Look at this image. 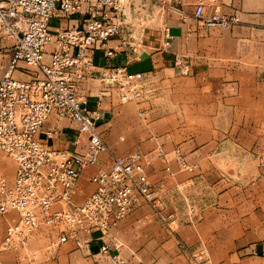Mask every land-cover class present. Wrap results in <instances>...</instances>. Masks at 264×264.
<instances>
[{
    "label": "crops",
    "instance_id": "crops-1",
    "mask_svg": "<svg viewBox=\"0 0 264 264\" xmlns=\"http://www.w3.org/2000/svg\"><path fill=\"white\" fill-rule=\"evenodd\" d=\"M220 10L236 14L239 22L225 30L202 28L194 20L182 23L172 11L165 24L168 47L159 27L143 33L134 46L110 40L111 57L103 50L94 54L95 71L105 66L142 71L145 87L157 91L149 110V101L121 103L113 93L101 94L94 78L87 80L89 103H98L99 130L109 149L116 155L152 151L162 137L165 152L179 147L189 163L198 164L193 172L163 159L148 167L164 201V219L143 205L111 230L126 264H264V0H221ZM52 18L58 25L51 29L81 22L79 14ZM128 113H153L152 125L138 128ZM54 125L51 117L45 128ZM74 127L61 120L50 144L70 147ZM167 164L173 174L165 171ZM95 169L81 172V186ZM98 234L91 233V251L101 243ZM33 246L40 264H109L71 244L61 245L51 258L44 242ZM7 258L5 264H17Z\"/></svg>",
    "mask_w": 264,
    "mask_h": 264
},
{
    "label": "built area",
    "instance_id": "built-area-1",
    "mask_svg": "<svg viewBox=\"0 0 264 264\" xmlns=\"http://www.w3.org/2000/svg\"><path fill=\"white\" fill-rule=\"evenodd\" d=\"M220 2L172 0L170 8L182 23L194 20L202 28L229 29L239 18L220 10ZM57 13L64 18L79 14L81 22L51 29L49 19ZM123 19L121 0H0V38L9 43L0 73V151L13 162L10 178L0 168V217L17 214L0 241V264H5L3 252L13 253L17 264H40L33 246L40 240L48 258L61 245L71 244L85 256L126 264L122 243L112 238L111 230L143 205L164 219L163 203L145 169L150 154L174 161L178 170L198 168L179 147L167 153L158 142L151 153L135 149L116 155L104 140L98 103H89L88 79H98L101 94L114 93L121 103L147 99L142 71L93 69L96 51L111 57L114 48L108 42L118 38L124 43ZM162 36L168 47V25ZM51 117L55 125L45 128ZM61 120L75 125L70 147L50 144ZM90 167L96 169L87 175L91 188L86 193L79 179ZM164 169L174 173L169 164ZM94 231L101 243L91 251Z\"/></svg>",
    "mask_w": 264,
    "mask_h": 264
},
{
    "label": "rangeland",
    "instance_id": "rangeland-1",
    "mask_svg": "<svg viewBox=\"0 0 264 264\" xmlns=\"http://www.w3.org/2000/svg\"><path fill=\"white\" fill-rule=\"evenodd\" d=\"M121 1H122V10L124 16L123 19L124 43H122L123 41H121L120 45L123 44L129 45V43H131L132 46H134L135 43L139 42V39L140 37H142L143 33H147L149 31L151 32L157 31V28L164 27V25L168 23V21L171 19L172 10L170 7L172 0H121ZM48 24L49 26L58 25L56 19L54 18H52L48 22ZM8 44L9 43L5 39L0 38V73L4 70V67L8 60L9 53L5 51V47ZM95 80L97 81V83H99L98 79ZM145 89L148 91H146L147 99L144 100L149 101L153 99L157 91L156 90L154 91L153 87H148V86L145 87ZM151 104L152 103L149 101V103H146L145 106L149 105L148 109L151 110L152 109ZM128 114L132 116L133 118V119L131 118L133 120L132 123H134V125L138 128L143 127L145 129H149L146 127L148 126L150 127L152 125L153 113H128ZM143 138L145 140L146 137L144 136ZM164 141L165 139L162 137L158 139V142H161L162 144ZM142 151L145 153H151L153 150L148 151L147 149ZM158 159L161 158L154 156L153 154H150V158L148 159V162L145 167L146 172H148L147 169L153 163V161ZM0 168L8 178L11 177L13 173V162L1 151H0ZM150 180L153 183L156 198H159L164 206V201L157 195L158 190H156L157 188L156 182L154 183V181L151 178ZM82 186L84 190L90 189V186L87 183V176L85 178V183L82 184ZM189 207H190V211H193V207L191 206ZM16 220H17V214L15 212H10L7 216L0 217V224L2 223V225H0V241L4 235L5 227L9 223H14ZM11 256L14 259V254L11 252L1 253V257L4 261L8 260L7 257H10V259H12Z\"/></svg>",
    "mask_w": 264,
    "mask_h": 264
}]
</instances>
